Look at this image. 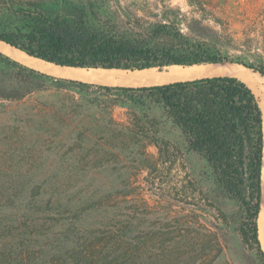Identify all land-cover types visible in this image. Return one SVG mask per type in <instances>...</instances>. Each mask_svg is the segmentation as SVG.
Returning <instances> with one entry per match:
<instances>
[{"label": "trees", "instance_id": "trees-1", "mask_svg": "<svg viewBox=\"0 0 264 264\" xmlns=\"http://www.w3.org/2000/svg\"><path fill=\"white\" fill-rule=\"evenodd\" d=\"M110 2L61 0L60 5L51 6L44 0H0V40L45 62L87 70L163 71L169 66L234 62L216 44L185 33L170 16L146 21L134 15L121 25L109 10ZM0 65L10 70L15 86L4 94L8 98L23 97L19 86L32 85L36 76L51 77L1 51ZM244 65L264 76V67ZM61 80L67 88L76 85L84 92L95 88L113 107L129 102L145 110L146 121L136 113L131 117L130 135L123 138V146L128 145L126 141H139L142 133L151 137L149 143L160 144L154 137L161 120L149 115L159 109L180 133L184 148L207 164L209 205L222 214L227 212V202L235 205V224L251 262L264 264L259 224L264 196V113L247 82L233 75L138 87ZM107 120L108 125L122 124L113 116ZM176 151H181L180 145ZM8 152L1 151L0 156ZM11 171L10 164L0 161V264L179 263L184 232L191 230L180 215L173 218L169 241H157L159 230L140 228L135 210L125 213L122 220L118 208H110V196L97 195L89 180L20 179ZM176 189L180 194L181 188ZM213 249L211 260L222 253L219 240ZM213 249L205 255L210 256Z\"/></svg>", "mask_w": 264, "mask_h": 264}, {"label": "rangeland", "instance_id": "rangeland-1", "mask_svg": "<svg viewBox=\"0 0 264 264\" xmlns=\"http://www.w3.org/2000/svg\"><path fill=\"white\" fill-rule=\"evenodd\" d=\"M44 2L61 4V0ZM109 10L118 16L121 25L128 24L129 16L134 15L146 21L170 16L191 37L219 46L227 58L234 60L231 63L264 67V0H111ZM174 67L156 69L155 73L168 76L174 73ZM247 69L253 77H261L264 85V77ZM9 75L10 70L0 65V152L9 151L0 156V161L12 166L13 177L89 180L98 190L97 195L110 196V208H118L122 220L125 213L135 210L140 228L159 230L157 241H169L173 218L180 215L183 225L191 230L184 232L186 237L178 236L182 238L178 264H253L235 224V205L227 202L225 214L209 205L207 164L184 148L180 133L159 109L149 115L161 120L154 137L160 144L149 143L151 137H142V133L139 141H126L128 145L123 146V138L130 135L131 117L136 113L146 121L145 110L129 102L113 107L106 97L95 93V88L90 92L76 85L67 88L61 80L128 86L119 82L121 76L117 83L106 84L40 75L34 77L32 85L19 86L24 95L14 99L4 95L15 88ZM215 75L225 73L204 77ZM111 116L123 125H108ZM178 145L181 151L177 153ZM175 153L178 160H174ZM176 188H181L180 194ZM48 189L54 190L52 183ZM216 239L222 253L211 260ZM212 249L207 257L205 253Z\"/></svg>", "mask_w": 264, "mask_h": 264}, {"label": "bare ground", "instance_id": "bare-ground-1", "mask_svg": "<svg viewBox=\"0 0 264 264\" xmlns=\"http://www.w3.org/2000/svg\"><path fill=\"white\" fill-rule=\"evenodd\" d=\"M0 51L24 63L25 65H28L29 67L35 68L53 76L80 79L84 81L101 82L106 84L117 83V78L119 76L122 77V80H119V82L124 85L148 86L149 84H164L179 80H191L195 78L204 77L205 75H208L210 73L212 74L215 72H223L225 73V75L237 76L247 82L257 94L264 113V85L261 77H253L248 72L247 68L238 64H229L226 66L221 65L219 63H211L202 65H191L186 67L175 66L174 73L168 76H160L155 73L157 72L155 71V68L135 71L98 68L87 71L84 68L62 67L29 56L25 52L17 48L11 47L9 44H6L2 41H0ZM125 72H129L131 75H125ZM147 72H149L150 74H147ZM98 73H100V75ZM259 224L260 239L264 246V209L262 211Z\"/></svg>", "mask_w": 264, "mask_h": 264}, {"label": "water", "instance_id": "water-1", "mask_svg": "<svg viewBox=\"0 0 264 264\" xmlns=\"http://www.w3.org/2000/svg\"><path fill=\"white\" fill-rule=\"evenodd\" d=\"M1 41V40H0ZM3 42V41H2ZM5 43V42H4ZM7 44V43H6ZM10 45V44H9ZM11 46V45H10ZM11 47H13V46H11ZM15 48V47H14ZM20 50V49H19ZM37 58V57H36ZM47 62V61H46ZM225 63V62H224ZM224 63H221V64H224ZM231 63V62H230ZM231 64H233V63H231ZM55 65H57V64H55ZM58 66H61V65H58ZM244 67H246V68H249V67H247V66H245V65H243ZM63 67V66H62ZM249 69H251L253 72H255L252 68H249ZM255 73H258V74H260L259 72H255ZM261 75V74H260ZM262 76V75H261ZM262 77H264V76H262ZM263 209H264V196H263V201H262V209H261V213H260V217H261V214H262V211H263ZM260 217H259V221H260Z\"/></svg>", "mask_w": 264, "mask_h": 264}, {"label": "crops", "instance_id": "crops-1", "mask_svg": "<svg viewBox=\"0 0 264 264\" xmlns=\"http://www.w3.org/2000/svg\"><path fill=\"white\" fill-rule=\"evenodd\" d=\"M150 69V68H149ZM144 70H146V69H144Z\"/></svg>", "mask_w": 264, "mask_h": 264}]
</instances>
